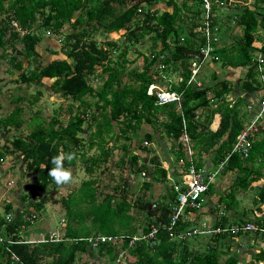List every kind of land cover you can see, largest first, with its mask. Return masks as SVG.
<instances>
[{"label": "trees", "instance_id": "trees-1", "mask_svg": "<svg viewBox=\"0 0 264 264\" xmlns=\"http://www.w3.org/2000/svg\"><path fill=\"white\" fill-rule=\"evenodd\" d=\"M216 11L217 8L212 7L211 12ZM224 12L217 22L219 27L228 29L229 33L232 27H237L240 35L228 44L222 43L221 30L219 41L213 44L210 63L218 64L222 69L236 70L239 74L232 83L220 79L213 71L208 79L199 78L200 86L196 87L186 82L188 63L199 44V37L193 32L202 15L199 0H0V15L3 16L0 19V49L3 52L9 49L18 55V58L10 56L7 61L5 72L8 75L16 72L11 82L18 84L17 89H22L21 85L28 87L37 85L42 79L51 80L50 93L67 103L65 108L58 105L48 121L35 116L38 122L25 138L15 137L8 146H1L0 162L13 153L23 155L24 169L32 172L34 178L30 184L32 198L28 200L27 195H23L20 200L24 209L15 212L9 221L0 218V236L20 240L24 230L37 219L46 200L43 197L37 200L36 193L51 194L57 187L47 174L53 167L52 157L61 153L74 154L71 160L65 157L64 167L74 168L77 157L89 177L72 193L60 197L65 217L77 224L74 228L70 223L66 224L63 241L8 246L22 264H42L43 261L47 264H85L81 261L83 254L89 258L97 257L102 264H118L120 255L124 264H237V254L228 252L226 243L247 234L227 232L177 241L170 239L164 229H159L152 245L145 241L128 245L130 236L137 230L129 212L142 217V233H146L150 225H166L174 202L173 193L167 204L151 203L146 196L151 181H143L139 192H131L127 177L120 178L121 184L114 186V189L119 188L117 199L114 194H106L98 201L95 180L90 178L100 163L111 158V151L105 146L112 139L122 141L121 157L112 164L113 167L123 169L129 166L133 176L146 171L144 164L136 166L137 154L129 153L141 123L157 128L160 137L168 140L175 161L184 159L181 167L185 171L187 159L178 142L184 132L197 167H204L203 164L216 166L226 157L220 174L234 173L230 185L212 206L214 214L216 207L221 213L211 221L212 227L241 225L249 221L264 226V127L257 125L249 135L247 157L231 153L235 138L246 125V106L256 102L260 93L256 60L260 55L264 64V0L234 5ZM64 25H68L70 32L63 36L57 52L51 51L62 53L63 57L41 65L35 50L41 41L39 31L57 35ZM120 30L123 31L122 38L108 39L101 46H97L93 39L95 34L107 36ZM180 36L184 41L177 44ZM145 37L150 40L148 54L142 56L139 69H128L133 63L128 57L130 48ZM15 44H20L21 49L15 50ZM25 63L31 66L24 67ZM157 64L164 65V68L156 71ZM96 84L100 87L95 91L93 86ZM150 84L175 92L179 95V102L157 105L155 95L147 94ZM36 95L30 97L36 99ZM85 96L93 99L91 107L90 102L84 100ZM21 97L14 99L11 112L0 117L3 131L6 128L20 129L23 123L20 118L22 108L18 106ZM214 115H218L217 125L210 130ZM83 124L85 129L93 127L86 147L88 150L95 148L96 154L89 158L83 152L78 154L83 151L80 149L83 141L78 136L83 132ZM151 138L150 134L143 136L146 143ZM142 150L148 153L146 148ZM202 157L207 161L203 162ZM148 164L153 168L154 180H165V171L155 157L150 158ZM258 181L261 183L253 188ZM253 189L251 204L258 216L254 212L253 218L249 219L245 216L250 212L245 206H239L237 193L246 194ZM9 211V207L5 209V213ZM85 221L89 225H84ZM192 225L179 222L173 234ZM78 228L85 229L83 234L77 233ZM91 232L117 241L98 242L91 248L86 242ZM196 238H206L203 251L189 246L188 242ZM252 240L260 245L254 255L255 261L264 264V243L257 242L254 237ZM6 255L4 245L0 244V264H9Z\"/></svg>", "mask_w": 264, "mask_h": 264}, {"label": "rangeland", "instance_id": "rangeland-1", "mask_svg": "<svg viewBox=\"0 0 264 264\" xmlns=\"http://www.w3.org/2000/svg\"><path fill=\"white\" fill-rule=\"evenodd\" d=\"M253 0H234L233 3L238 6V5H242L244 3H248V4H251ZM193 7V6H192ZM232 8V7H231ZM230 8V9H231ZM224 11L222 10H217L216 11V14L217 15H220V16H223L224 15ZM3 16L0 15V19L2 18ZM231 28V27H229ZM70 32V28L68 27V25H64V27L61 29V31L59 32V34L55 35V34H49V35H46V33L44 34V32L42 30L39 31V34L41 35V41L35 46V50L36 52L39 54V57H40V60L39 62L41 63V65H44L46 64L47 62H49L51 59H56V58H62L63 57V54L62 53H51V51H56L57 48L62 44V40H63V36L65 34H68ZM222 33H223V38L221 39L222 43H230L232 40L236 39L239 35H240V29L237 28V27H232V30H231V33H229L228 29H225V30H222ZM123 35V32L119 33H110L108 36H102V35H99V34H95L93 36V39L95 41V43L97 44V46H101L103 44V42H105L106 40H108L110 38V40H118L119 38H122L121 36ZM47 43H49V45H46ZM150 45V40L148 39V37H145L140 43L134 45L133 48H130L131 49V54H128V57L129 59H133V63L129 64V66L127 67L128 69L129 68H140L141 66V59H142V56L148 54V47ZM15 50H20L21 49V45L20 44H15L14 46ZM57 52V51H56ZM139 54V55H137ZM3 56V58H2ZM10 56H14L16 58H18V55L13 53V52H10L9 49L5 50L3 52V50L0 49V117H4L5 114L9 113L10 110L13 108V103H11V101H8L9 100V96L10 98L12 97H15L16 95H22L24 98V100L21 102L22 105V113L20 114V117L22 118V120L24 121H27L26 122V126L27 127H35V124L38 122V120L36 119V117H31L30 119V112L31 111H28V109H37L39 113L41 114H44V116L46 117V121L48 118L51 117L52 115V112L53 110H55V108L58 106V105H63L65 108L67 106V103L66 101H63L62 103V100L58 97H54L52 94H49V91L48 94H46L45 92V95H44V92L43 91H46L43 87L44 86H47L50 81H40V83L42 84V86L40 87L39 86V83L37 85H29L28 87H25V86H22V89H17V85L18 84H14L13 82H11L12 79H14L15 75H16V72H12L13 74H10L8 75L5 70L7 68V61L9 59ZM28 66H31L30 64H27L25 63L24 64V67H28ZM215 71L217 76L220 77V79L222 78H225L228 77L230 78L229 81H231L232 83H235V80L238 76V71L236 70H232V69H222L219 67L218 64H214V63H210V60H207L205 61L204 65L201 67L200 69V78L203 79H208L210 77V75L212 74V72ZM242 76V74H240ZM95 91L98 90V88L100 87L99 84H96L95 86H93ZM47 88V87H46ZM40 93L41 94V98L38 100V102L36 103V105L31 108L30 105H29V102L31 101L30 99V96L31 95H34L35 93ZM46 96L45 99H43L44 97ZM50 96H53L55 99L54 100H51V99H47V97H50ZM11 98V99H12ZM43 99V100H42ZM84 100L86 101V103H89V106L91 107L92 104H93V99L88 97V96H85L84 97ZM69 102V101H68ZM76 104H74L75 106ZM46 107H48L49 109L48 110H51L49 112V114L47 113H44L43 111V108L45 109ZM91 110L94 111V108H91ZM63 119H65L66 115H63ZM90 118V116H89ZM87 118V119H89ZM28 119V120H27ZM260 126L261 127H264V122H261L260 123ZM151 127V126H149ZM149 127L145 124H140V128L138 127L139 130H137V133H136V139H135V143H134V148H137V146H140V144H142L143 142V138H142V135H143V132L144 131H151L149 129ZM83 132H81L80 134H78V136H80L82 139V141L84 142L82 144L83 146V151L85 150V146H86V140H87V137L89 134L92 133V128L91 129H85V124H83ZM157 130V128H156ZM28 131L29 129H24L19 132H14V131H11V135H20V134H23L25 133V135L28 134ZM4 133V131L2 129H0V148L2 145H6V143H4V140L2 139L1 135ZM8 136H10V134H8ZM167 140V139H166ZM116 141H113V139L111 140V143H114L115 144V147H118L117 144L122 145V141L121 140H118L116 143ZM168 143V140L166 141ZM153 143H156L155 141H153ZM169 145V143H168ZM154 146V149L156 150L157 149V152L162 155L163 153V150L160 146ZM94 149V148H93ZM117 149V148H116ZM94 151V150H93ZM93 151H90L91 153ZM115 158H109L108 160H110V162H107L102 164L101 167H99V170L96 172V179H95V183H96V188H97V192H98V198H101L104 194H106V192H111L110 194H114V197L117 199V195H118V189H114L113 190V187L116 186V185H119V183H121L120 181V178L121 179H126L127 177H131L130 175V172H129V169L124 167L123 169H118V168H115L112 166V164L116 161L119 160V158L121 157V152L119 150V147H118V150L117 152L115 153ZM112 162V163H111ZM76 167H75V170H74V173L72 175V181L65 185V187H61V189H58V191H56L54 194H50L48 192H39L36 196V199H40L41 196L45 197L48 199V197H53V198H59L60 197V193L59 191L63 192L64 194L68 191V189L70 188H76L77 185H79V183L83 180H86V179H89L88 176H86V174L83 172V168L81 167V164L77 161L76 162ZM79 164V165H78ZM24 168V166H23ZM153 168H151L152 170ZM27 172V171H26ZM219 176H216L215 177V180H218L219 179ZM16 178L13 179V181H16L17 179V176H15ZM98 177L100 179H98ZM34 178V175L32 174V172H28L27 173V176L25 178L26 182H27V186L26 185H23V188H25L24 190L27 191V197H28V200L30 198H32L30 196L31 194V188H30V184L32 183V180ZM136 182L135 184L138 183V178L136 177ZM100 180V181H99ZM135 181V180H134ZM18 182V181H17ZM131 182V181H130ZM129 182V184H130ZM3 183V186H1ZM16 184V183H15ZM101 184H105L106 185V188L104 187V185H101ZM227 185L229 184V182L226 183ZM257 185H253V188H256ZM5 188V184H4V181L2 178H0V193H1V189H4ZM130 188L133 190V187L132 185L130 184ZM130 189V191L132 192V190ZM148 191V190H146ZM253 190H251L250 192H247L246 194H243V193H237V197L239 198V202H240V205L241 206L242 204H246V207L245 209L247 211L250 212V214H248L247 216H245V218H253V214L255 210V206H253L251 204V199L253 198ZM129 197H130V194L129 192L127 193V198L129 200ZM2 199V200H1ZM0 199V218H4L6 217L7 215L11 218L14 213H11V210H13V208L11 207L10 208V211L8 212L7 215H5V212H4V209H3V205H4V200H5V197H1ZM54 200V199H53ZM48 202L49 203H52L49 201L48 199ZM264 210V208L262 209V211ZM131 215L135 216L136 214L133 212V211H130L129 212ZM257 213V212H256ZM215 215L218 216V209L217 207L215 208ZM63 211H62V208L60 206H58V210L57 211H54L50 206L49 204H45L43 209H41L39 212H38V217L35 221L32 222L31 225H29L30 229L31 230H39L41 229L40 231H38L39 234H43L44 232H47L49 234H47V236H49L51 233H59L61 232V227H60V223L64 224V218H63ZM142 217L140 216H136V219H135V222H133V225L135 226V228H137V230H140V219ZM234 218V217H233ZM62 219V221H60ZM140 222V223H139ZM84 224H87L89 225L88 221H85ZM79 230H77V233L78 234H83V231L82 230H85V229H80L78 228ZM87 229V228H86ZM86 232H88V230H86ZM28 233V232H27ZM37 233V234H38ZM39 234L37 235L36 238H43L42 236L39 237ZM99 234H93V232L91 233H88V237H96L98 236ZM247 236V238H245ZM246 236H242L244 240L248 239V238H251L252 236L250 235H246ZM250 236V237H249ZM22 237V235H21ZM206 238H204V241H205ZM32 240V239H31ZM248 241H246V244ZM205 243V242H204ZM203 243V239L202 238H196L194 240H191L188 242L189 246H192L191 248L192 249H197V250H201L203 251L205 245ZM255 247V246H254ZM256 249V247H255ZM252 251V250H251ZM96 251H93V253L95 254ZM89 258L88 255H81V261H83L85 264H102V261L100 259H98L97 257L95 258ZM79 261V262H81ZM78 263V262H77ZM42 264H47L45 263V261L42 262ZM104 264H107V262H104ZM110 264V263H109Z\"/></svg>", "mask_w": 264, "mask_h": 264}, {"label": "built area", "instance_id": "built-area-1", "mask_svg": "<svg viewBox=\"0 0 264 264\" xmlns=\"http://www.w3.org/2000/svg\"><path fill=\"white\" fill-rule=\"evenodd\" d=\"M201 3V20L199 25L194 27L193 32H195L199 41L196 46L195 54L192 56L188 63V79L187 84H193L196 87L200 86V69L204 65L205 61L213 59L212 51L213 44L219 41V35L221 33L222 28L218 25V20L222 19V16L217 15L216 12H211L212 7L217 8V10L229 11L232 6L234 0H199ZM216 21V23H215ZM14 25V23H12ZM48 35V33H46ZM200 39L202 42L200 43ZM184 41L183 36L178 38V43L181 44ZM257 78L260 82V95L256 103L247 104L246 110L248 112V118L246 121V125L244 129L237 135L235 141L233 143L231 153L240 155L241 157H247V151L249 149L248 137L251 132L255 131L257 125L261 123V120L264 119V64L260 55H257ZM164 68V65L157 64L155 65L156 71H160ZM148 95H155L157 105L174 103L177 104L179 102V95L175 92L164 91L159 87L150 84L147 88ZM178 142L181 145V148L184 152V156L187 159L186 169L184 171L186 179L184 184L175 183L171 186V192L174 195V202L170 207V215L166 225H150L146 233H142L140 230L130 236L128 245L138 242L145 241L148 242L149 245L154 243L157 232L159 229H164L168 234L170 239L174 238L177 241H185L189 240L192 237H211L213 235H224L225 233H230L232 235H250L253 236L258 241L264 243V226H260L254 222H245L241 225L230 224L224 227L216 226L212 227L211 222H201L200 224L196 223L192 226L185 228L178 232L177 234H173V229L176 227L177 223L190 222V212L186 210L196 211L201 207L202 196L207 190V187L214 183L215 177L218 176L223 169V163L226 160V157L222 162L212 167L211 169H206L205 167H197L194 164V160L192 158V151L190 149L189 141L186 135L181 133L178 138ZM146 142H143V145H146ZM170 150V148H168ZM178 164L181 166L184 162V159H179ZM143 175V172H141ZM153 207V205H152ZM33 215V213H32ZM5 221H9L10 217L7 215L4 217ZM119 240L120 238L117 237ZM44 241H53L58 242L62 241V237H59L57 234H50L48 238H40L38 240H31L25 236H22L20 240H12L9 237H1L0 236V244L4 245V249L6 250L7 258L9 260V264H22L17 256L11 252L9 249V245L22 243V244H36ZM115 238L96 236L89 237L86 239L87 244L94 248L98 244V242H116ZM118 264H124L123 259L121 258L117 260ZM238 264V263H237Z\"/></svg>", "mask_w": 264, "mask_h": 264}, {"label": "crops", "instance_id": "crops-1", "mask_svg": "<svg viewBox=\"0 0 264 264\" xmlns=\"http://www.w3.org/2000/svg\"><path fill=\"white\" fill-rule=\"evenodd\" d=\"M117 32L121 33L123 31L120 30V31H117ZM117 32L113 31L111 33H117ZM109 34H107V36ZM46 45H49V43H47ZM15 77H16V75H15ZM15 77H14V79H15ZM226 79L230 80V78H228V77H226ZM43 80L48 81V79H42L41 81H43ZM49 81L51 83V80H49ZM50 83L47 86H44V87L42 86L41 83H39V86L40 87L42 86L46 90V91H43L44 95H45V92H46V94H48L47 91H49ZM49 94H51L50 91H49ZM235 94L236 93L234 92L233 96ZM258 95H260V93ZM53 96L47 97V99L48 100L49 99L54 100L55 96L54 97ZM17 97H18V95H16L13 98L11 97L12 98L11 99L10 96H9L8 97L9 98L8 101H11V103H13L14 99L17 98ZM24 98L25 97H23V96L21 97V102L24 100ZM35 98L36 99H33L31 97L28 98V99L31 100L29 102V105H30L31 108H33L36 105L38 100L41 98V94L38 92ZM45 98H46V96L43 99H45ZM21 102L18 103V106H20L22 108L23 104H21ZM254 103H256V102H254ZM13 108H14V105H13ZM12 109L10 110V112L12 111ZM48 109H49L48 107H46L45 109L43 108L44 113L49 114V112L51 110H48ZM28 111H31L30 115H29L30 119H31L32 116L33 117L37 116V117H39V118H41L43 120H46V117L44 116V114L39 113L37 109H28ZM21 113H22V111H21ZM7 114H5V116ZM247 116H248V114H247ZM65 119H66V117H65ZM21 120H22V118H21ZM47 121H48V119H47ZM217 121H218V115H214L213 119L211 121V124L209 125V129L210 130H214L216 128ZM22 122L23 123H22L20 129L17 130V131H14V132H19V131L22 132V130H24V129L25 130L29 129V131H30V130H32L34 128V127H27L26 126V122L27 121L22 120ZM141 124H144V123H141ZM139 128H140V125H139ZM149 129L151 131H148V132L144 131L143 135H142V138L146 134H150L152 136V138L149 141L147 140V144L143 145V142H146V141H144L145 139H143L142 144H140V146H137V148H134V143H135V141H134L133 145L131 146L132 148L129 150V153L131 155L137 154V159H136V166L137 167L140 164H144L146 166V171H143V175H141V172L139 174L135 175V176L130 175L131 177H129V179L131 181L130 184L132 185L133 190L131 188L130 189L132 190V192H136V191L139 192L141 183L143 181H151L150 188L148 189V191L146 193L147 198L150 200L151 203H155V204H157V203L158 204L165 203V204H167V203L170 202V199L172 197L171 186L173 184H175V183L184 184L186 176L184 174V171L182 170V167L178 164V162L175 161V159H174V157H173V155L171 153V150H168L169 145L166 142L167 140L165 138L160 137L161 134L158 132V130H156V129L152 128V127H149ZM114 130H116L115 127H114ZM11 131H13V129L6 128L4 130V133L1 135L2 139L4 140V143H6V145H4V146H8L10 140L14 139L15 137L25 138V136H26L25 133L14 136V135H11ZM8 134H10V136H8ZM90 135L91 134H89L88 137H87V140L85 142L86 145L88 143H90L89 142L90 141ZM153 141H155L156 143H153ZM117 146L119 147V150L121 152V143H120V145L117 144ZM154 146H157V147L160 146L162 148V150H163L162 155H160L157 152V149L156 150L154 149ZM105 147H106V149H109L111 151V157L115 158L116 157L115 153L117 152L118 147H115V144L111 143V141H109L106 144ZM142 148H146L148 150V153H145L142 150ZM80 149H83V148H80ZM80 149L78 148V150H80ZM84 149H85L84 151L80 150V153H78V154H81V152H83L85 154L86 158H89L92 155L95 156V154H96L95 148L94 149L92 148V149L88 150L87 147L85 146ZM90 151H93V152L91 153ZM64 156L66 158L68 157L67 154L64 155ZM23 157H24L23 155H18V153H13L12 155L5 156L3 158V160L0 162V178L3 179L4 184H5V188L1 189V193H0V199H1V197H5L4 205H3L4 212H5V209L8 208V207L9 208H11V207L13 208V210H11V211H13V213L17 212L18 210L20 211V210L24 209V206L20 202V200H21L23 195L27 194V191L24 190L25 188H23V185L27 186V182H26L25 178H26L28 172H26L25 169L23 168V166H24ZM152 157H155L157 159V161L160 164V168L165 171V180L157 181V180H154V178L152 177L151 166L148 164L149 159L152 158ZM123 160L126 162V158H124ZM77 161L81 164V167H82V163L80 162V159H78L76 157L75 160H74V168H69L68 169L69 171H71L72 175H73L75 167L77 165L76 164ZM202 161L205 162V161H207V159L205 157H202ZM107 162H110V160L106 161L105 163L107 164ZM102 164H104V163H100V165L98 166V169L96 171H94V174L92 175V177H90L91 179H94V180L96 179V172L99 170V167H101ZM203 165H204V167L206 169H211L212 167H214L211 164H208V165L203 164ZM127 168H129V166ZM219 175H220L219 179L218 180H214V183L210 184V190L206 191V193L202 196L201 207L198 210H196V211H191L190 212V220H189L190 224H196V223L200 224L201 222H211V221H213L215 219L216 215L213 213L212 206H213L214 202H216V199L219 196V194L222 193L230 185V183L232 181V178L234 177V173L231 172V173H226L224 175H222V174H219ZM15 176H17V179H16V181H13V179L16 178ZM136 177L139 180L137 184H135V182H136L135 178ZM98 179H100V178L98 177ZM86 180H88V179H86ZM227 182H229L228 185L226 184ZM80 183H79V185H80ZM260 183H261V181H258L256 184H253V185H259ZM79 185H77L76 188L68 189V191L65 194L62 191L61 192L59 191L60 197H63V198L66 197L69 193H72L73 190L77 189ZM101 185H104V187L106 188L105 184H101ZM1 186H3V183H2ZM62 187H65V185L62 186ZM94 187H95V190L97 192L98 190L96 188V183L94 184ZM58 189H61V187H59V188H58V186L55 187L53 189V192H51V194H54L56 191H58ZM113 190H114V187H113ZM118 191H119V189H118ZM38 193L39 192H37L36 194H38ZM110 193H111L110 191L106 192V194H110ZM97 194H98V192H97ZM106 194H104L101 198H98V195H97V200L101 201L102 198ZM41 197H43V196H41ZM60 197L58 199L56 197L55 198L48 197L49 201L52 202V203H49L47 198H45V197H43V198L46 200L44 205L48 203L49 206L54 211L58 210V206H60L62 208L63 216H64L63 217L64 218V224L60 223L61 232L54 233V234H57L59 237H62V241H63L65 239L64 235H65V232H66V224L70 223V226L72 228L77 227V224L75 223V221H72L71 219H69V218L67 219L65 217L64 208H63V206L61 204ZM44 205H43V207H44ZM242 206L246 207V204H242ZM7 214L8 213H5V215H7ZM220 214L221 213L218 212V215H220ZM255 216H258V213H255ZM133 217H134V221L133 222H135L136 215L133 216ZM60 221H62V219ZM141 221H142V219H140V222ZM191 221H193V222H191ZM84 225L87 226V224H84ZM40 230L41 229L34 231V230H31L30 227L28 226L24 230L22 236H25V237H27L29 239H32V240H38V238H36V237L39 234L38 231H40ZM138 231L139 230H136V233ZM136 233H134V234H136ZM47 234H49V233L44 232L43 234H39V237L42 236L44 239H46V238H48ZM245 238H247V236ZM252 238L253 237L244 240L243 237L241 236V237L232 239V241H229V242L226 243L229 246L228 252L237 254V259H238L237 263L238 264H263V262L255 261L256 258H255L254 255H256V253H258L260 245H257V243L254 240H252ZM202 239H203V243H204L206 240L204 241V238H202ZM68 241H70V240L68 239ZM246 241H248L247 242L248 244H246ZM254 246L256 247V249H255ZM222 247H223V249L225 248V246H222Z\"/></svg>", "mask_w": 264, "mask_h": 264}, {"label": "clouds", "instance_id": "clouds-1", "mask_svg": "<svg viewBox=\"0 0 264 264\" xmlns=\"http://www.w3.org/2000/svg\"><path fill=\"white\" fill-rule=\"evenodd\" d=\"M73 158L74 154H69L67 157L69 160ZM64 160L65 156L63 153L52 157L51 164L53 167L50 168L47 173L58 188L67 185L72 181V173L64 167Z\"/></svg>", "mask_w": 264, "mask_h": 264}]
</instances>
